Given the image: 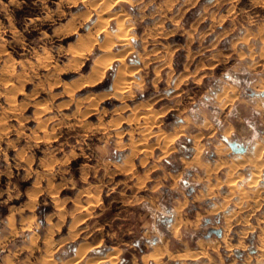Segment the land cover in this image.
Instances as JSON below:
<instances>
[{
	"label": "rangeland",
	"instance_id": "rangeland-1",
	"mask_svg": "<svg viewBox=\"0 0 264 264\" xmlns=\"http://www.w3.org/2000/svg\"><path fill=\"white\" fill-rule=\"evenodd\" d=\"M263 141L264 0H0V264H264Z\"/></svg>",
	"mask_w": 264,
	"mask_h": 264
},
{
	"label": "bare ground",
	"instance_id": "bare-ground-1",
	"mask_svg": "<svg viewBox=\"0 0 264 264\" xmlns=\"http://www.w3.org/2000/svg\"><path fill=\"white\" fill-rule=\"evenodd\" d=\"M66 1V0H65ZM68 2L69 1H71V0H67ZM103 1V0H102ZM102 14V13H101ZM91 15V14H90ZM102 16V15H101ZM100 22V21H99ZM102 23L104 22V21H101ZM105 24H107L106 23V20H105V22H104ZM102 25H104V24H102ZM119 27H118V34L120 33V34H123V33H126V32H128V29H127V27L125 26V25H118ZM128 28H129V26H128ZM103 28H101V30H102ZM103 31V30H102ZM109 31L107 30V32L106 33H108ZM120 36V35H119ZM109 38L111 37V35L110 36H108ZM115 37V36H114ZM111 38H113V37H111ZM110 38V39H111ZM121 38V37H120ZM124 42V41H123ZM109 43V42H108ZM125 43V42H124ZM112 44H113V42H112ZM99 60V59H98ZM106 64V62L105 63H101L96 69H95V73H94V79L96 78L97 79V77H100L101 78V76H103L104 75V72H105V70H106V67H107V65H108V63H107V65H105ZM13 66V65H12ZM120 74L118 75V82L121 80V79H123V80H125L126 79V73L124 72H119ZM120 83V82H119ZM124 93V92H123ZM229 130V129H228ZM170 137H172V138H177V135L176 134H174V135H171ZM196 141H197V139H196ZM264 142V141H263ZM264 145V144H263ZM219 147V146H218ZM216 148V153L217 154H220L221 153V148L219 147V148ZM258 147V146H257ZM195 149H196V151H197V153H196V158H197V160H199V155H200V153H201V151H202V147H199V145L198 144H196V146H195ZM251 150V149H250ZM248 154V153H247ZM264 146H262V147H258L256 150H255V152H253L251 155H244V157H242V159H239V160H235V161H233V162H231L232 164L229 166V170H230V172H236V170H238V169H241V168H244V167H247V166H249V167H252V168H254V170L252 169V176H251V181H250V184L249 185H256V183L262 178V176L264 175ZM242 156V155H241ZM240 156V157H241ZM235 159V158H234ZM230 164V163H229ZM217 168V170L220 168L219 166H217L216 167ZM251 173V172H250ZM231 174V173H230ZM229 174V175H230ZM232 176V175H231ZM231 178V177H230ZM229 178V179H230ZM240 178V177H239ZM241 178H242V176H241ZM232 180H234L233 178H231ZM236 180V179H235ZM239 180V179H238ZM220 182V181H219ZM222 182V181H221ZM220 184V183H219ZM221 186V185H220ZM235 183H233L232 181H229V183H228V187L229 188H231V194H230V196L229 197H227L228 199L229 198H231V196H234V195H238V194H235L233 191H234V189H235ZM260 188V187H259ZM246 192H247V190H245ZM261 191H263V189L262 188H260L259 190H257V191H255L254 192V198L252 197V199H255L254 201H256V203L254 204V205H256L255 207H260L261 206V203H262V200H264V196L263 197H261ZM246 192H244V191H240V202H238V210L239 211H243L244 209L246 210V208H247V210H248V208L250 209V208H252V210L255 208L254 206H252V204H250V196H249V191H248V193H246ZM252 192V191H251ZM253 196V195H252ZM226 198V199H227ZM232 199V198H231ZM251 199V200H252ZM230 200V199H229ZM229 200H227V202H226V204L229 202ZM253 202V201H252ZM237 203V202H236ZM244 204L246 205V206H244ZM224 206V205H223ZM236 209V210H237ZM239 211H235L232 215H230V216H228V215H226V216H228L227 218H226V224H227V228H230L231 227V225H232V219L233 218H235L237 215H238V213H239ZM251 211V210H250ZM252 212V211H251ZM242 213V212H241ZM14 219V218H13ZM263 220H264V217H263ZM14 221V220H13ZM248 220H246V222H247ZM252 229V228H251ZM202 244V241L200 242V244H199V246ZM203 245V244H202ZM203 246H205V245H203ZM202 246V247H203ZM244 247L245 245H240V247ZM239 247V248H240ZM257 248L259 249V250H261V251H264V228H262V230H261V232H260V234L258 235V245H257ZM244 249V248H243ZM84 254H85V252L83 251V249L81 248V249H79L78 250V252H77V256L79 257V258H81L82 256H84ZM112 257H101V258H98V259H90L89 261H87V264H99L100 262H102V261H106L107 262V260H109V261H111V264H117V262H118V255H117V253L115 254V255H111ZM191 256V253L189 252V251H184V252H178V254H177V257H178V259H180V260H184V259H188V258H191L190 257ZM196 256H198L197 254H194V257H193V259L195 258L196 259ZM261 256V255H260ZM262 257V256H261ZM143 259H144V261H145V263L146 264H148V263H150L151 261H153V262H155V263H160L161 262V259H162V255H161V253H159V251L156 249V250H154V251H151V252H149V253H147V254H145L144 255V257H143ZM262 259V258H261ZM260 259V257L257 259V262H256V264H262V260ZM247 264H249V261H247Z\"/></svg>",
	"mask_w": 264,
	"mask_h": 264
},
{
	"label": "water",
	"instance_id": "water-1",
	"mask_svg": "<svg viewBox=\"0 0 264 264\" xmlns=\"http://www.w3.org/2000/svg\"><path fill=\"white\" fill-rule=\"evenodd\" d=\"M229 146L231 147V149L236 152V153H245L247 151L246 147L243 145H239L237 143H229ZM218 235H220V232H218Z\"/></svg>",
	"mask_w": 264,
	"mask_h": 264
}]
</instances>
